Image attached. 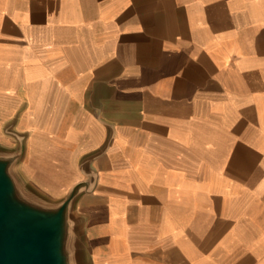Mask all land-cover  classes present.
Listing matches in <instances>:
<instances>
[{
    "label": "crops",
    "instance_id": "0c3cea01",
    "mask_svg": "<svg viewBox=\"0 0 264 264\" xmlns=\"http://www.w3.org/2000/svg\"><path fill=\"white\" fill-rule=\"evenodd\" d=\"M19 148L45 200L93 184L82 264H264V0H0Z\"/></svg>",
    "mask_w": 264,
    "mask_h": 264
},
{
    "label": "water",
    "instance_id": "95a60500",
    "mask_svg": "<svg viewBox=\"0 0 264 264\" xmlns=\"http://www.w3.org/2000/svg\"><path fill=\"white\" fill-rule=\"evenodd\" d=\"M21 155V148L0 150V264H82L73 204L93 184L78 182L61 200H45L20 178Z\"/></svg>",
    "mask_w": 264,
    "mask_h": 264
},
{
    "label": "rangeland",
    "instance_id": "374dc122",
    "mask_svg": "<svg viewBox=\"0 0 264 264\" xmlns=\"http://www.w3.org/2000/svg\"><path fill=\"white\" fill-rule=\"evenodd\" d=\"M20 169L18 171L22 172L29 181L33 184L31 188L35 191L38 190L42 193L43 197L59 198L63 196L68 185H51L47 184L48 179L45 177V171L41 169H31L25 167V164L21 163Z\"/></svg>",
    "mask_w": 264,
    "mask_h": 264
}]
</instances>
